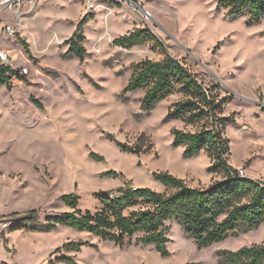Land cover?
Listing matches in <instances>:
<instances>
[{
    "label": "rangeland",
    "instance_id": "obj_1",
    "mask_svg": "<svg viewBox=\"0 0 264 264\" xmlns=\"http://www.w3.org/2000/svg\"><path fill=\"white\" fill-rule=\"evenodd\" d=\"M140 1L153 14L145 26L167 52L206 85L215 86L220 97H227L223 115L229 163L244 168L247 177L264 181V19L248 25L246 15L231 18L218 0ZM83 4L42 0L14 25L16 36L3 31L10 22L0 19V50L10 54L16 69L29 68L10 87L0 85V264H70L61 260L64 256L78 264H220L221 250L263 242L264 224L240 228L201 248L171 221L166 233L171 254L162 256L155 245L137 241L143 233L125 236L120 248L69 226L31 229L43 225L47 216L71 210L61 199L64 194H77L80 209L96 211L98 194L115 193L128 181L166 191L154 172H170L195 187L224 178V173L208 171V151L186 158L184 147L173 145V128H200L167 118L170 106L183 98L178 88L149 110L141 107L144 89H125L133 62L162 58L154 43L132 49L113 44L116 37L144 27L139 17L132 19L131 11L112 3L98 6L83 15H93L83 26L85 58L64 56V40L84 12ZM8 16L0 13V18ZM20 39L28 42L31 56ZM124 145L143 151L135 153ZM32 209L38 210L34 221L19 219ZM15 225L22 228L12 231ZM70 240L90 245L56 252Z\"/></svg>",
    "mask_w": 264,
    "mask_h": 264
},
{
    "label": "trees",
    "instance_id": "obj_2",
    "mask_svg": "<svg viewBox=\"0 0 264 264\" xmlns=\"http://www.w3.org/2000/svg\"><path fill=\"white\" fill-rule=\"evenodd\" d=\"M218 3L228 9L231 18L246 15L248 25L264 19V0H218ZM86 15L73 35L65 41L69 45L65 57L83 60L87 55V37L83 26L93 15ZM20 40L31 56L28 42ZM146 43H154L159 47L162 58L133 62L132 75L125 89H144L141 107L149 110L178 88L183 98L170 106L167 118L199 124L200 128L195 131L173 128V145L183 146L186 158L208 151L212 160L208 171L224 173V178L207 187H195L170 172H154L153 177L165 186L166 191L135 187L128 181L118 188L115 197H111L110 192L98 194L100 208L96 211L80 209V197L77 194H64L61 199L71 210L47 216L43 225L31 229L49 231L59 225L69 226L77 231L89 232L104 241L115 242L120 248L125 246V236L143 233L137 241L145 245L153 244L162 256H169L171 253L167 243L170 240L166 233L171 221L178 222L201 248L225 240L240 228L253 230L264 224V181L232 174L236 169L229 163L230 139L225 135L227 118L223 115L227 97H220L215 86L206 85L183 61L170 55L151 29L135 28L113 40L115 46L125 49ZM14 78L20 79L23 75L18 69L0 65V85L10 87ZM123 149L135 153L143 151L138 146L124 145ZM93 155L98 160L102 159L97 154ZM109 174L118 175L116 172ZM37 217L38 210L32 209L19 219L31 222ZM21 228L15 225L11 230ZM84 245L90 243L70 240L58 247L56 252L62 248L79 251ZM219 255L220 264H264V241L237 250L223 249ZM61 260L78 264L71 256H64Z\"/></svg>",
    "mask_w": 264,
    "mask_h": 264
},
{
    "label": "built area",
    "instance_id": "obj_3",
    "mask_svg": "<svg viewBox=\"0 0 264 264\" xmlns=\"http://www.w3.org/2000/svg\"><path fill=\"white\" fill-rule=\"evenodd\" d=\"M84 5V14H89L95 11L98 6H106L107 3H112L115 6H119L121 8L128 9L139 17L144 23L145 28H149L145 26V22H151L153 20L152 12L146 8L142 1L140 0H82ZM28 2V9L24 10V4ZM42 0H0V13L8 12L10 16L2 17L0 19H8L10 23H6L4 25L3 31L9 36H16L18 34L17 29L15 28V24L18 23L19 19L24 17L27 13L33 12L39 3ZM0 65L10 66L11 68L16 69L13 64V59L10 54L4 50H0ZM20 74L25 76L29 72L28 67H22L20 70ZM235 168V167H234ZM236 172L232 173L234 176L238 175L242 178H249L246 175V170L244 168H235ZM250 179V178H249ZM252 180V179H251ZM256 180V179H254ZM111 197H115V193H110Z\"/></svg>",
    "mask_w": 264,
    "mask_h": 264
},
{
    "label": "crops",
    "instance_id": "obj_4",
    "mask_svg": "<svg viewBox=\"0 0 264 264\" xmlns=\"http://www.w3.org/2000/svg\"><path fill=\"white\" fill-rule=\"evenodd\" d=\"M83 15H84V12H82L80 15H79V17L77 18V19H75V21L73 22L74 23V27H73V29L71 30V32L67 35L68 37L64 40V41H66L68 38H70L72 35H73V33H74V31L76 30V28H77V26H78V22L81 20V18L83 17ZM132 16H131V18L133 17L134 19H138V17L137 16H135V15H133V14H131ZM132 18V19H133ZM127 23V22H126ZM75 28V29H74ZM128 33V32H127ZM124 34H126V33H124ZM123 35V34H122ZM87 41V40H86ZM86 43V42H85ZM64 46H65V49L66 50H68V48H69V45L68 44H64ZM209 186V185H208ZM60 226V225H59ZM81 232H85V231H81ZM95 236V235H94ZM96 238H99L98 236H95Z\"/></svg>",
    "mask_w": 264,
    "mask_h": 264
},
{
    "label": "water",
    "instance_id": "obj_5",
    "mask_svg": "<svg viewBox=\"0 0 264 264\" xmlns=\"http://www.w3.org/2000/svg\"><path fill=\"white\" fill-rule=\"evenodd\" d=\"M250 179H252V178H250ZM252 180H254V179H252Z\"/></svg>",
    "mask_w": 264,
    "mask_h": 264
}]
</instances>
